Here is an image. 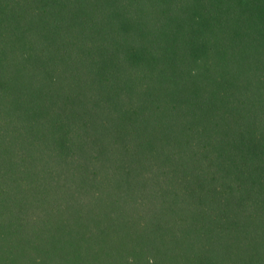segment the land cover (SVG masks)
<instances>
[{"label": "trees", "instance_id": "obj_1", "mask_svg": "<svg viewBox=\"0 0 264 264\" xmlns=\"http://www.w3.org/2000/svg\"><path fill=\"white\" fill-rule=\"evenodd\" d=\"M0 264H264V0H0Z\"/></svg>", "mask_w": 264, "mask_h": 264}]
</instances>
